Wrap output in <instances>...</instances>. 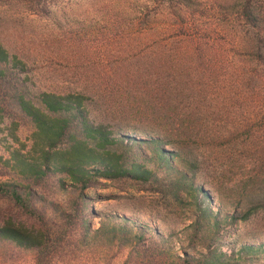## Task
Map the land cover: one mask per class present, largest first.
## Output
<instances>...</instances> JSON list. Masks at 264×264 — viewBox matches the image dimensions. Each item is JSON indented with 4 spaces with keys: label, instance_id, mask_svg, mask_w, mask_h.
<instances>
[{
    "label": "trees",
    "instance_id": "trees-1",
    "mask_svg": "<svg viewBox=\"0 0 264 264\" xmlns=\"http://www.w3.org/2000/svg\"><path fill=\"white\" fill-rule=\"evenodd\" d=\"M149 6L174 9L164 20L175 24L161 30L149 29L145 38L160 42L162 37L170 38L168 34L175 33L176 42L183 49L178 48L169 59L160 62L147 58L133 73L116 79L120 83L115 88H130L124 95L114 89L95 93L99 80L92 78L78 79L81 91L79 86L60 93L44 89L41 86H47L45 82L50 78L35 76L31 55L21 45L11 44L0 27V125H5L6 139L17 146L7 149V158L0 157V178L6 179L0 181V201L7 202L15 212L8 219H0V245L9 243L18 249L34 250L38 264H45L56 244L65 241L73 219L46 202L44 193L49 182L53 181L63 192L74 190L71 208L76 216H81L90 204L85 192L100 181H108L132 183L160 195L166 202L171 200L166 203L168 206H191V223L183 230L187 251L182 255L172 253L168 240L161 237L158 229L136 227L125 217L97 216L95 212L91 216L101 218L97 230L92 229L87 218L80 219L85 240L106 238L109 244L137 250L140 260L152 258L151 264H158L157 253L170 264L264 263V243H242L231 253L221 247V233L226 226L246 223L264 212V0L223 4V10L210 17L195 11L200 7L197 0H145L142 9ZM13 7L20 10L18 13H25L26 19H51L59 11L58 0H0V9ZM136 19L133 24L146 27L160 21L158 16L147 14ZM226 20H232L233 25H225ZM5 22L8 23L1 20V26ZM240 44L248 49L253 62L252 71L240 70L243 82L252 86L246 96L260 109L254 124L248 123L242 111L236 129L226 134L224 127L216 124L225 116L223 110L199 105L192 109L187 105L207 102L204 74L207 72L211 83L217 71L222 70L208 64L223 56L235 58L236 45ZM173 83L180 88L172 92ZM141 85L145 93L137 89ZM229 85L224 86L232 90L240 87L234 77ZM124 97L137 105H122L126 103ZM142 97H153V102L145 107L141 105ZM23 125L30 131L28 145L18 137ZM235 134L237 139L228 145L249 157L247 167L253 171L248 183L236 190L241 197L236 213L223 216L214 210L213 199L198 185L211 162L194 153L189 142L198 144L210 136L211 140H222ZM240 158L237 154L236 159ZM187 200L192 203H185ZM47 211L64 220L63 225L50 226ZM21 217L31 220L34 226L27 227Z\"/></svg>",
    "mask_w": 264,
    "mask_h": 264
},
{
    "label": "rangeland",
    "instance_id": "rangeland-1",
    "mask_svg": "<svg viewBox=\"0 0 264 264\" xmlns=\"http://www.w3.org/2000/svg\"><path fill=\"white\" fill-rule=\"evenodd\" d=\"M197 1L200 7H197L195 11L209 17L218 15L223 10V4L233 6L238 2V0ZM143 3L145 0H58V13L54 18L43 20L35 16L26 19V14L18 13L20 10L16 7L11 10L3 8L0 9V21H8L9 24L5 22L4 26L0 24V27L2 35L9 39L11 44L21 45L31 55L34 60L32 66L35 76L50 78L48 82H45L47 86H41L44 89L60 93L79 86L78 90L81 91V82H78V79L91 80L92 78V80H99L95 93L97 91L108 93L109 89H114L124 95L130 88L127 86L115 88V85L120 83L116 82V79L133 73L135 68L139 67L140 63L142 65L147 58L153 62H160L169 59L179 49H183V47L180 48L181 44L176 42L175 33L168 34L171 35L170 38L162 37L160 42L145 38V31L161 30L175 23H166L164 20L174 9L149 6L150 8L145 10L142 9ZM142 14L156 15L160 21L147 27L142 23L133 24L132 22L137 20L136 17ZM225 22V25H233L232 20ZM240 28L238 26L239 30ZM159 39L160 37L157 38ZM208 65L222 70L217 71L215 80L211 83L205 70L204 79H207V83H202L208 84V89L204 93L207 102L195 105L183 104V106L187 105L195 109L199 105L201 108L223 110L225 116L216 124L223 126L226 134L228 130L236 129V120L239 119L242 111L243 117L250 121L248 123H256L255 117L260 107L258 109L254 107L252 100L247 98L246 94L252 90V86L245 80L243 82L240 74V70H253L248 49L243 44L236 45L235 58L227 56L215 58L213 63ZM231 77L238 80L240 87L236 86V90L228 88ZM224 80V85L228 86L221 84ZM217 83L218 88L215 87ZM175 84L171 88L172 92L180 88ZM132 89L136 90L135 87ZM137 89L145 93L143 85ZM244 97L248 100L245 101ZM123 99L126 103L121 104L127 108L137 105V103L129 102L126 97ZM142 99L139 101L141 100V105L145 107L153 102V97H142ZM172 105L174 107L176 103ZM168 106L171 108L170 103ZM254 109L256 111H253ZM196 122L197 120H194V123ZM209 123L213 124L212 119ZM258 127L259 124H256L255 130ZM3 130L5 125H0V157L7 158V149L17 146L6 139V131ZM209 132L213 133L211 130ZM29 136V128L23 125L18 132L20 141L28 145ZM212 138V136L206 137L198 144L196 141H188L194 153L202 155L211 162L210 170L203 173L198 185L211 196L217 213L223 216L233 215L236 213L235 207L241 205L239 200L241 197L236 190L248 183V177L253 169L247 167L249 157L245 153H236V148L232 149L228 145L229 141L237 139L236 134L227 135L222 140H211ZM170 149L169 147L168 150ZM237 154L241 156L240 159H236ZM5 180L0 178V181ZM67 187L70 186L67 185ZM73 191L72 188H68L67 192H63L51 181L46 192H43L47 203H53L60 208L59 210L73 217L68 226L70 230L65 241L56 244V249L47 257L45 264H151L152 258L140 260L137 250L123 248L117 243L109 244L106 238L95 241L85 240L80 220L82 216L88 219L93 230L99 229L101 225V218H93L91 212H95L97 216L125 217L132 223H136V227L146 225L158 229L161 237L168 240L172 253L182 255L185 252L187 242L183 230L191 223L193 211L191 206L181 207L174 203L168 206L169 204L166 203H171V200L166 202L160 195L143 191L132 183L100 181V184L85 192L90 204L81 216H76L71 208L72 200H74ZM185 203H192V201L187 200ZM14 213L7 202L0 201V219L3 217L8 219L9 215ZM47 213L50 226H55V223L59 226L63 225L64 220L57 219L51 211ZM21 222L29 228L34 226L31 220L24 217H21ZM221 234H224L221 247L228 253L238 249L242 243H264V212L246 223L226 226ZM189 252L192 251L189 249ZM37 255L34 250L18 249L9 243L0 245V264H38ZM156 256L158 264H170L159 253Z\"/></svg>",
    "mask_w": 264,
    "mask_h": 264
}]
</instances>
